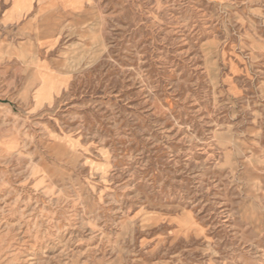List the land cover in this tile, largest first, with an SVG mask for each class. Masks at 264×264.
I'll use <instances>...</instances> for the list:
<instances>
[{"label":"rangeland","instance_id":"rangeland-1","mask_svg":"<svg viewBox=\"0 0 264 264\" xmlns=\"http://www.w3.org/2000/svg\"><path fill=\"white\" fill-rule=\"evenodd\" d=\"M0 264H264V0H0Z\"/></svg>","mask_w":264,"mask_h":264}]
</instances>
